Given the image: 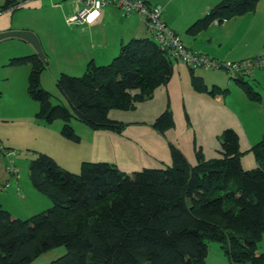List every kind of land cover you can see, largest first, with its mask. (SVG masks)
<instances>
[{
    "label": "trees",
    "instance_id": "trees-1",
    "mask_svg": "<svg viewBox=\"0 0 264 264\" xmlns=\"http://www.w3.org/2000/svg\"><path fill=\"white\" fill-rule=\"evenodd\" d=\"M260 1L222 0L188 32L197 35L215 21L252 13ZM9 65L32 68L28 94L39 104L37 118L64 121L63 134L69 139H76L68 125L72 118L94 129L120 130L111 112L134 110L173 74V60L154 39H132L109 65L90 64L81 77L58 79L68 108L54 105L42 88L47 64L39 55L16 58ZM194 71L191 68L197 92L221 95L217 87L208 92ZM246 75L235 82L251 101L261 102ZM172 127L167 110L155 128ZM252 152L258 168L246 171L239 135L226 130L217 159L206 160L197 151L196 164L191 165L173 147L168 168L132 176L108 163H86L75 175L41 154L30 165V182L53 207L27 220L0 209V264H31L59 247L66 248V255L49 264H208L210 242L219 243L231 263L264 264L259 251L264 235V140Z\"/></svg>",
    "mask_w": 264,
    "mask_h": 264
},
{
    "label": "rangeland",
    "instance_id": "rangeland-1",
    "mask_svg": "<svg viewBox=\"0 0 264 264\" xmlns=\"http://www.w3.org/2000/svg\"><path fill=\"white\" fill-rule=\"evenodd\" d=\"M232 24L234 32L238 31L239 35H229L226 47L232 40V46L236 48L232 55L240 60L226 62L264 60V0L258 3L254 12L236 17ZM23 67L29 68L28 65L19 68ZM27 68L23 69L25 73ZM56 68L55 62L50 65L53 74ZM51 72L43 75L42 88L51 94L54 105L70 108ZM195 72L196 76L202 72L228 76L224 82L226 87L218 90L225 96L222 98H226V102L215 103L208 97L210 93L198 94L193 89L191 67L174 60L172 78L166 86L157 88L153 98L140 102L134 110L111 112L110 118L122 125L121 131L94 129L72 118L68 125L76 139H69L63 134L65 122L62 120L47 123L38 120L37 116L27 117L29 113H35L36 109L27 110L21 102L9 100L7 89L4 88L2 97L4 95L5 99L0 100V180L7 181L10 178L13 185L19 179L22 184L30 183V165L41 154L52 158L62 170L75 175L81 174L86 163H108L129 176L145 169L168 168L172 164L173 147L183 153L189 164L195 165L197 151L206 160L221 157L222 137L226 130H233L239 135L243 169L250 171L258 168L252 148L264 140V65L254 66L253 75L244 77L260 94L262 101L259 103L251 101L232 74L224 69L196 68ZM25 73L21 71L10 80V83L15 80L18 85L17 95H29ZM210 87L208 92L212 90ZM167 110L172 114L174 127L160 131L155 128V124ZM11 167H15L18 173L12 172ZM0 189L10 191L5 190L6 185ZM15 189L18 193L19 189ZM21 213L24 214L13 210V214L21 216L22 220L36 215L29 209ZM259 251L264 253V235L259 242ZM66 253L65 247H59L38 256L31 264H49ZM207 263L257 264L231 263L217 242L209 243Z\"/></svg>",
    "mask_w": 264,
    "mask_h": 264
},
{
    "label": "crops",
    "instance_id": "crops-1",
    "mask_svg": "<svg viewBox=\"0 0 264 264\" xmlns=\"http://www.w3.org/2000/svg\"><path fill=\"white\" fill-rule=\"evenodd\" d=\"M221 1L150 0V4L163 9L164 22L180 36L186 48L211 60L235 62L240 59L232 55L236 50L235 46H232V40L226 47L229 35L234 33L236 36L239 35L238 31L234 32L232 28L233 19L224 22L215 21L197 35L188 32L196 21L206 16ZM78 9L79 7L71 1L65 0H0V92L4 94L6 88L9 100L21 102L27 110L36 109L35 113H29L27 117L37 116L39 104L27 94H16L18 85L15 80L11 83L10 80L21 71L22 74L25 73L23 69L27 67L11 66L9 65L11 60L39 55L47 64V69L41 75V82L43 75L51 72L50 65L55 62L57 70L54 74L52 71L51 75L57 82L63 75L72 77L84 75L90 64L109 65L118 56L121 46L132 39H154L139 15L126 16L113 6L103 8L100 17L91 25L68 26L67 19ZM27 69L25 78L28 77L29 83L32 68L29 66ZM195 73L194 71L196 76ZM192 74L193 72L191 76ZM223 76L222 73L219 76L211 72H202L198 77L202 78L206 86L221 89L226 87L224 82L228 78ZM228 86L230 87V84ZM208 97L215 103L226 99L222 98L225 97L222 94L216 97L208 95ZM1 99H5L4 95ZM6 180H0V187L6 185L5 190L10 191L0 189V209L8 211L14 218L22 217L13 214V210L24 214L21 212L29 209L34 214H38L52 207V202L35 190L31 182L22 184L19 179L13 185L12 179ZM20 186H22V194H20ZM16 187L19 189L18 193Z\"/></svg>",
    "mask_w": 264,
    "mask_h": 264
},
{
    "label": "built area",
    "instance_id": "built-area-1",
    "mask_svg": "<svg viewBox=\"0 0 264 264\" xmlns=\"http://www.w3.org/2000/svg\"><path fill=\"white\" fill-rule=\"evenodd\" d=\"M65 1H71L79 7L78 11L67 19V25L70 27L93 24L100 17V11L107 6L117 8L126 16L139 15L161 50L167 52L173 61H181L194 69H224L232 74L233 79H236L245 72L253 75L254 66L262 67L264 65L263 59L247 60L242 63L220 62L189 50L184 46L180 36L164 22L163 9L159 6H152L150 0ZM11 168L12 172L18 173L15 167Z\"/></svg>",
    "mask_w": 264,
    "mask_h": 264
}]
</instances>
